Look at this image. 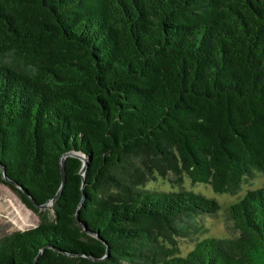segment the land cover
<instances>
[{
    "label": "trees",
    "instance_id": "1",
    "mask_svg": "<svg viewBox=\"0 0 264 264\" xmlns=\"http://www.w3.org/2000/svg\"><path fill=\"white\" fill-rule=\"evenodd\" d=\"M155 174L264 177V0H0V183L39 216L0 264H264V185L203 237L220 205Z\"/></svg>",
    "mask_w": 264,
    "mask_h": 264
},
{
    "label": "rangeland",
    "instance_id": "2",
    "mask_svg": "<svg viewBox=\"0 0 264 264\" xmlns=\"http://www.w3.org/2000/svg\"><path fill=\"white\" fill-rule=\"evenodd\" d=\"M180 180L173 175H159L154 177L146 184V188L157 191H178L180 188L202 194L203 196L214 199L221 207L216 215L202 218L201 224L206 230L205 236L215 237H237L239 231L233 223L226 217L225 208L236 202L244 196L247 190H253L264 185V177L260 174L255 175L252 179L242 182L240 189L235 194L215 193L209 185L202 183H192L187 176L181 175ZM174 180V181H173ZM52 204L39 210H48L52 215ZM39 223V216L36 212L28 209L20 200L18 195L8 186L0 183V234L9 233L15 230H26L35 227ZM189 240L176 239L174 247L180 254L187 253L192 245Z\"/></svg>",
    "mask_w": 264,
    "mask_h": 264
},
{
    "label": "water",
    "instance_id": "3",
    "mask_svg": "<svg viewBox=\"0 0 264 264\" xmlns=\"http://www.w3.org/2000/svg\"><path fill=\"white\" fill-rule=\"evenodd\" d=\"M67 155H69V154H67ZM65 156H66V154L63 155V156H61V158H60L61 186L63 185V182H64V167H63V160H64V157H65ZM75 156H76V155H75ZM83 171H84V167L81 168V170H80V174H81V176H83ZM2 178H3V180H5L6 182H9V183L12 184V185L14 184V183L10 182L5 176H2ZM61 186H60V188H61ZM81 188H83V183H82ZM58 193H59V191L57 192V194H58ZM57 194H56V195H55L50 201H48L47 203H44V204H42V205H37V204H35V203L32 201V204H33L35 207H37L38 209H43V208H45V207L48 205L49 202L53 205L54 200H55Z\"/></svg>",
    "mask_w": 264,
    "mask_h": 264
}]
</instances>
